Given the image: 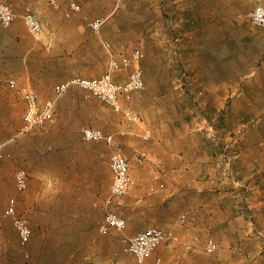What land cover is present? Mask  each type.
Masks as SVG:
<instances>
[{
  "label": "rangeland",
  "instance_id": "374dc122",
  "mask_svg": "<svg viewBox=\"0 0 264 264\" xmlns=\"http://www.w3.org/2000/svg\"><path fill=\"white\" fill-rule=\"evenodd\" d=\"M5 1L12 6L11 1ZM38 1L25 0L22 3V7H24L23 15L27 7H30L39 16L43 31L39 36L34 35L22 17L21 32H18V34H23L22 36L20 35L21 37H35L38 40H42L43 37H54L55 19L53 17L56 15L60 18L59 14L63 5L61 4L56 8L48 5L53 11L50 13L49 9H47L46 15L48 18L44 22L38 10L45 13V8H41L40 6L43 5ZM119 1L113 0L116 12H118L116 5ZM121 1L124 2V7L127 6L128 8V10H124L122 20H124L125 24L126 21H130L126 26L123 25L121 29L126 30L130 37H119L121 31H115L114 27L112 28L111 26L104 31L108 19H105L103 26L99 30L91 29L86 24L85 17H96L85 15L83 20L86 25L82 23L81 30L72 36L81 37L82 40L80 44L75 43L80 45L81 51H77L80 57H77V60L73 63L59 64V62H65V60L61 59L62 61H59V59L52 58L54 52L58 51L54 47V43L49 41L42 42L43 46H45L44 50H46V62H44L45 65L42 68L45 69L43 71L49 75V79L52 82H44L41 89L32 86L41 99L54 95L55 85L64 82L63 80L65 79H62V76L65 75L66 71H71L73 74L68 77V80L76 75L99 76L107 68L108 71L106 72L110 71L112 59H119L123 55H129L136 47L143 51L144 56L142 59L145 57L146 52H150L149 46L151 42L149 37L131 36V30L139 29L141 25L138 24L143 20L138 17L132 23V18L128 19L125 17V12L132 15L136 13L142 14L145 10L133 9L138 0ZM198 1L190 0L191 8L192 4L198 3ZM258 1L201 0V6H196L193 13L204 15L206 37H175L172 49L175 70L179 71V74L175 75L176 80H179V83L183 81L184 85L187 84L188 86L196 82L198 71L200 73L204 71V77L208 82L216 81L226 75L232 77L239 84L240 91L245 75L251 70L264 66V37L251 19V12ZM82 9L83 3L79 12ZM54 11L58 12L54 13ZM64 14L65 18L73 15L67 16L66 11H64ZM12 25L5 27L0 22V37H13L17 32L14 29L12 30ZM57 37L62 36L58 35ZM59 44L63 45L58 43V46ZM107 44H110V46H107ZM41 50V48H37L40 53ZM90 53L92 56L89 58ZM87 54L88 58L84 57ZM142 59L140 64L144 74ZM51 60L54 65H52L53 63L49 64ZM50 69L55 74L52 73L50 75ZM129 70L116 71L117 73H124L126 71L129 72ZM151 71L152 67L150 68ZM0 78L5 80L8 77ZM120 78L121 75L117 79L120 80ZM51 85L52 88H50ZM45 86H48V88L45 89ZM4 87L0 89V97L12 92ZM159 92L158 90L147 88L145 81V87L135 91L130 101L125 102L137 115L136 120H128L122 113L115 112L101 98L95 95H87L81 87L72 84L57 98L53 118L43 127L35 128L29 132L21 131L24 113L20 112L15 106H9L0 101V154L3 155L0 157V264H135L133 257L126 254L122 249L121 238L124 234H128L127 229L129 226L136 228L142 226L143 229L149 226L173 229L177 238L170 243L161 245L157 249L159 251L158 255L163 258V263L172 264L168 256L164 257V252L175 242H178L180 238L176 228H174L175 225H167L169 224L170 212L172 211L173 214H176V223L195 222L197 216L190 212L193 209L192 203L187 207V210L190 211H185L186 213H184L188 216L187 220L182 222L181 217L178 219L181 208L176 204L166 205L158 201L156 206H150L135 202L138 192L134 191V185L124 196L116 199L111 207L126 219L127 229L125 231L113 230L109 234H102L99 231V224L107 210L105 200L110 191L108 187L109 181L110 185L112 181L106 163L109 153L112 150H117L124 156L126 152L127 155L133 156V143L129 144L128 148L121 146L120 140L123 136L133 138L137 135L135 133H139L140 128L142 130L145 129V131L150 129L151 136L149 139L155 137L159 145H161L160 143H169L171 145V136H174V128H176L178 131L188 133L187 146L192 153L194 152L193 149H198L200 153H209L212 149L216 150L219 147L226 159L224 162L228 163L231 156L228 152L233 144V141L228 140L229 135L234 138H242L244 133L253 132L255 134L253 136L254 143L251 145H255L257 144L256 141L260 140L262 136L264 137V121H258L256 117H261L262 115L255 114L253 115L254 120L235 121L232 124L224 123V125H221V123L213 121V116L217 112V107L214 105L199 106L197 104H189L181 107L177 105L171 107L166 103L167 99L164 96L158 95ZM228 107L227 105L225 111H227ZM221 109L224 111V108ZM190 110H194V112H190ZM182 112L184 114H193H190L189 120H185L184 123L181 121L172 123L166 118L172 114L181 115ZM53 124L56 125V130H50L55 133L53 134L52 132L51 137L54 136L56 144L61 147L59 148V156L63 170L62 183L58 186L56 192L59 198L54 204L56 206L54 208L58 212L56 211V215L50 217L56 224H50L47 230L39 226L38 232L35 233L32 219H30L28 214L29 208L31 210L34 207V212L30 214L35 221H39L37 216H33L37 207L36 195L38 186L36 181L30 182L31 171L27 166L31 165V169H34L38 155L41 152L43 153L41 148L43 145H38L33 138L38 132ZM86 126L100 127L106 132L113 133L115 135L114 143L109 145L105 142L84 140L82 129ZM123 129L130 132L123 135L121 134ZM229 131H231L230 134ZM16 133L35 134L32 139L29 138L23 145L25 147L23 155L11 153L12 148L9 146V142H6V138L8 139L12 134ZM237 151L240 153V150ZM87 153L95 155L92 163L89 158H86ZM76 166L77 168L79 167L78 172L80 175L77 179H71L69 177L70 170ZM18 167H24L29 173V186L25 191H18L16 188L15 172ZM208 174L210 175L211 173L209 172ZM221 181H223V184ZM258 184L255 182V184L249 185V182H244L240 178L235 179V182L229 179L222 180L218 173L213 174V182L206 184V191L201 190L200 192L206 197L209 195L208 198L210 199L214 198L208 207L210 210L221 209L226 212H233L232 223L236 225L238 230L232 232L225 226L216 230L217 227L212 231L206 225V231L198 239L195 238L199 240L198 244H195L197 246L195 257L203 256L202 259L207 264H213L214 258L224 259L228 262L236 257L239 260L247 259V264H264V186ZM157 193L160 194L162 191ZM85 194L88 197H92L93 200L87 203L80 202L78 199L80 196L85 197ZM222 194H225L224 198L221 197L224 201L231 197L232 200L226 203L224 201L220 202L221 198L219 196ZM11 197L16 199L19 212L29 221L32 227L33 235L28 244L21 243L11 218L4 214ZM233 197L236 198V202ZM86 205L87 209L84 208ZM204 207L206 208V205L201 206V208ZM84 210L87 212L86 216H82L84 219H79L83 222L82 225L80 224L81 226H88L89 231L87 233H85L87 228L80 232L78 225H76L78 217L75 215H77V212ZM211 237L219 242L218 247L221 249L218 250L219 253L206 254L203 250L206 240ZM191 251L185 249L183 251L184 255L182 252L180 258H186L187 252L191 253ZM255 260L259 262H254Z\"/></svg>",
  "mask_w": 264,
  "mask_h": 264
},
{
  "label": "crops",
  "instance_id": "0c3cea01",
  "mask_svg": "<svg viewBox=\"0 0 264 264\" xmlns=\"http://www.w3.org/2000/svg\"><path fill=\"white\" fill-rule=\"evenodd\" d=\"M9 1H11L12 6L19 14L12 25V30H16L17 33L13 37H0V77L15 78L18 79L19 83L21 82L30 87L33 86L34 88L41 89L44 82H52L49 79V75L44 72L45 69L42 68L45 65L44 62H46V50H44L45 46H43L42 42L49 41L54 43V47L58 51L54 52L52 58L59 59V61L65 60V62H59L61 65L66 62L67 64H71L77 60V57H80L78 52L81 51V47L75 43L80 44L82 42L81 37L72 36L81 30L82 23L86 25L83 20L85 15L96 18L104 17L108 19L104 31L111 26L112 28L114 27L115 31H121L119 37H130L126 33V30L121 29L123 25L126 26L130 23L128 20L129 22L126 21L125 24L124 20H122L124 10H128V8L127 6L124 7V2L121 0L116 5L118 12L115 11L116 7L113 0H87L83 2L82 11L73 13L72 18L64 17V11L67 12L69 6L67 2H63L59 14L60 18L56 15L53 17L55 19L54 37H43L42 40H38L35 37H21L23 34H18V32H21L20 25L22 24L24 12L22 3L25 0ZM38 2H41V5H43L40 6L41 8H45V13L37 9L45 22V19L48 18L46 15L47 9H49L50 13L53 10L48 7L49 4L46 0H39ZM200 4L201 0L198 3H193L191 8L190 0H138L133 9L145 10L142 14L129 15L125 12V17L128 19L132 18V23L138 17L143 20L138 24L141 25L139 29L131 30V36L150 38V52H146L145 57L142 59L147 88L160 91L158 95L164 96L167 99L166 103L171 107L176 105L181 107L189 104H197L199 106L214 105L217 107V112L213 116V121H217L221 125H224V123L232 124L235 121L254 120L253 115L255 114L262 115L261 117H256L258 121H264V66L251 70L245 75L240 91L239 84L232 77L226 75L216 81L208 82L204 77V71L201 73L198 71L196 82L188 86L187 84L184 85L183 81L179 83V80H176L175 75L179 74V71L175 70L172 49L175 37H206L204 15L193 13L194 8L196 6L200 7ZM57 12L54 11V13ZM58 35L62 37H57ZM58 43H62L63 45L59 44L58 46ZM37 48L42 49L41 53L37 51ZM135 49L140 48L136 47ZM91 56L90 53L89 58ZM84 57L88 58V54ZM52 63V60L49 61V64ZM151 67L152 71L150 72ZM129 69L131 70V68ZM106 71H108V68ZM106 71H102L101 74H104L103 72ZM110 72L115 79L121 75L120 80L117 79L119 81L126 80L129 73L128 71L117 73L116 70L112 71L111 68ZM49 73L51 75L54 72L51 70ZM71 75H73L71 71H66L62 79L68 80V77ZM4 88L10 89L12 92L5 94L4 97L1 95V103L15 106L20 112L24 113L25 103L22 95L8 86ZM47 88L48 86H45V89ZM50 88H52V85ZM243 104L245 105L244 107ZM227 105L229 107L225 111ZM221 108H224V111ZM190 112H194V110H190ZM190 114L193 113L184 114L182 112L181 115L172 114L166 118L172 123L175 121L184 123L185 120H189ZM50 130H56V125H49L45 130L38 132L36 136L35 134L25 135L23 133H16L12 134L8 139L6 138V142H9L8 144L12 148L11 153L14 155L24 154L25 147L23 145L29 138L32 139V136H35L33 139L37 141L38 145H43L41 147L43 153L41 152L38 155L34 169H31V165L27 166L31 171L30 182L36 181L38 186L36 195L37 207L33 216H37L39 221H35L34 217L30 214L34 212V207L31 210L29 208L28 214L30 219H32L35 233L38 232L40 227L47 230L50 224H56L50 217L56 215L57 210L54 208L56 207L54 204L59 198L56 192L58 186L62 183L61 178L63 177V170L60 165L61 158L59 156V148L61 147L56 144L54 136L51 137L52 132L53 134L55 133ZM127 132L130 131L123 129L121 134L125 135ZM144 132L145 129L142 130L140 128L139 133H135L137 135L133 138L123 136L120 140V145L124 147H128L129 144L133 143V156L127 155L126 152L125 157L130 160V172L136 182L134 191L138 192V194L135 202L150 206H156L158 201L166 205L176 204L181 208L178 219H180L182 214L186 213L185 211H190L187 210V207L192 203L193 209L190 212L194 213V215L196 214L197 218L195 222L176 223V214H173L172 211L170 212L169 224L167 225H175L174 228H176L180 240L166 249L164 257L168 256L172 264H207L202 259L203 256L199 258L195 257V252L197 251L195 244H198L199 241L196 239L206 231V225L212 231L217 227L216 230L222 229L221 227L225 226L232 232L238 229L232 223L231 217L233 216V212H226L221 209L216 211L210 210L208 207L214 198L210 199L208 198L209 195L206 197L200 191H206V184H211L213 182V174L217 173L222 180L229 179L235 182V179L240 178L244 182H249V185L257 182L259 183L258 185L264 186V137L262 136L260 140L256 141L257 144L251 145L254 143L253 136L255 134L253 132L244 133L242 138H234L229 135L228 140L233 141V144L230 147L231 150L228 152L231 155L229 162L225 163L224 160L226 159L223 153H221V149L219 150V147L216 150L212 149L209 153H200L198 149H193L194 152L192 153L187 146L189 140L187 132L178 131L174 128V136H171V145L169 143H160L161 145H159L155 137L145 140L143 139ZM230 133L231 131H229ZM217 145L219 144L217 143ZM237 150H240V153ZM110 153L106 158V163L112 179V170L109 164ZM86 158H89L92 163L95 155L87 153ZM78 169L79 167L77 168L76 166L70 170L69 177L71 179L79 177L80 173ZM213 171L214 173H212ZM85 172L87 174L86 169ZM209 172L211 173L210 175L208 174ZM221 183L223 184V181ZM108 187L110 188V181ZM158 191H162V193L158 194ZM224 195L222 194L219 197L221 198ZM231 198L226 199V201L221 198L219 201L226 203L230 202ZM78 200L82 203H87L91 202L93 198L85 194V197L80 196ZM234 201L236 202V198ZM202 205H206V208H201ZM84 208L87 209V205ZM86 214L87 212L84 210L77 212V215H75L78 217L76 225H78L79 231L82 232L87 228L85 233L89 231L88 226H81L83 222L79 218L84 219L82 216H86ZM141 229H143L142 226L137 228L129 226L127 233L129 235L135 234ZM210 239H213L219 246V242L216 239L212 237L208 238L203 246L206 254H210L207 251V244ZM218 246L212 254L218 252L220 249ZM185 249L192 251L191 253L187 252L186 258H180ZM158 254L159 251L156 250L150 263H153L154 259L160 256ZM254 262L259 261L255 260ZM213 264H247V259L239 260L236 257L226 262L224 259L214 258Z\"/></svg>",
  "mask_w": 264,
  "mask_h": 264
},
{
  "label": "built area",
  "instance_id": "2783aa9c",
  "mask_svg": "<svg viewBox=\"0 0 264 264\" xmlns=\"http://www.w3.org/2000/svg\"><path fill=\"white\" fill-rule=\"evenodd\" d=\"M49 5L59 7L63 2H67L69 9L67 16L81 10L82 3L87 0H46ZM18 14L13 7L5 0H0V22L3 26H11L17 19ZM24 22L30 31L36 35H41L43 25L39 16L27 7L24 15ZM253 23L259 28L264 37V0H259L251 12ZM86 24L94 30H99L105 18L85 17ZM110 46V44H107ZM144 56L141 49L133 50L129 55L119 59H112L111 70H122L131 68L126 80L118 81L113 78L109 71L99 76L76 75L67 81L55 85V93L51 97L41 99L38 92L32 87L21 84L15 78H0V89L4 86L17 91L22 95L25 102L23 114L22 132H29L35 128L46 125L54 115L57 98L62 95L70 85L75 84L81 87L87 95H95L107 103L115 112L122 113L128 120H136L137 115L125 104L130 101L135 91L145 87V78L141 67V59ZM151 130L147 129L143 135L144 139H149ZM82 137L86 141H100L112 145L115 135L101 129L100 127L86 126L82 129ZM3 155L0 154V157ZM109 164L112 170V183L109 194L105 200L107 210L105 211L99 224V231L102 234H109L113 230L125 231L127 229L126 219L113 210L111 207L116 199L124 196L134 185L135 179L130 172L128 159L119 151L112 150L109 157ZM15 183L18 191H25L29 186V173L24 167H20L15 172ZM5 216L11 218L22 244L31 241L33 230L29 221L19 212L17 202L11 197L4 211ZM188 216L181 215V221H186ZM177 238L173 229H165L159 226H149L135 234H124L121 238L122 249L126 254L133 257L135 264H164L163 258L158 256L153 263L155 251L166 243H170ZM217 243L210 239L207 244V251L214 252Z\"/></svg>",
  "mask_w": 264,
  "mask_h": 264
}]
</instances>
